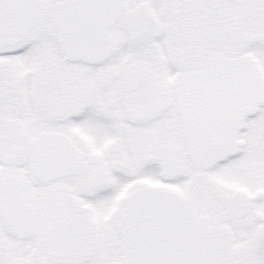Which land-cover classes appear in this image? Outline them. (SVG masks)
<instances>
[{
  "label": "snow or ice",
  "instance_id": "obj_1",
  "mask_svg": "<svg viewBox=\"0 0 264 264\" xmlns=\"http://www.w3.org/2000/svg\"><path fill=\"white\" fill-rule=\"evenodd\" d=\"M0 264H264V0H0Z\"/></svg>",
  "mask_w": 264,
  "mask_h": 264
}]
</instances>
